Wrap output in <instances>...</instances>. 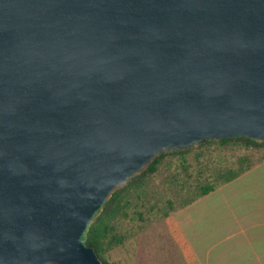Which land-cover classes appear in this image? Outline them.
I'll list each match as a JSON object with an SVG mask.
<instances>
[{"label":"water","instance_id":"1","mask_svg":"<svg viewBox=\"0 0 264 264\" xmlns=\"http://www.w3.org/2000/svg\"><path fill=\"white\" fill-rule=\"evenodd\" d=\"M233 137L264 142V0H0V264H103L113 192Z\"/></svg>","mask_w":264,"mask_h":264},{"label":"rangeland","instance_id":"2","mask_svg":"<svg viewBox=\"0 0 264 264\" xmlns=\"http://www.w3.org/2000/svg\"><path fill=\"white\" fill-rule=\"evenodd\" d=\"M185 158L187 162H183V157L180 155H166L163 158L159 170L151 179L149 186L151 193L148 197L150 203L135 207V210L130 211V217L119 220L117 223V231L123 233L125 237L122 244L109 250L107 259L110 262L114 264H180L181 249L178 244L176 246L170 233V223H168V218L172 219L174 212L171 211L167 217L163 216L164 210H170L166 199L174 198L175 206H179L180 200L185 197V192L181 190L180 185L204 181L206 178L215 176L218 169L223 171L230 167L241 170V176L249 169L259 167L258 175L264 179V147L246 148L234 142L224 144L213 142L194 146ZM185 168L186 171H184ZM174 176L178 181L171 183L170 179ZM211 197L214 198L215 195ZM150 205H154V208H150ZM201 208L204 209L205 206L201 205ZM138 210L141 211V216L137 214ZM200 213L199 206H195L179 214L178 217L181 219L184 218L183 216L195 217L197 220ZM195 224L197 227L201 225L199 220ZM187 233L190 240L196 243L192 233L189 230Z\"/></svg>","mask_w":264,"mask_h":264},{"label":"crops","instance_id":"3","mask_svg":"<svg viewBox=\"0 0 264 264\" xmlns=\"http://www.w3.org/2000/svg\"><path fill=\"white\" fill-rule=\"evenodd\" d=\"M258 170L249 169L168 218L181 249L180 264H264V179ZM195 206L201 211L200 227L195 217H178Z\"/></svg>","mask_w":264,"mask_h":264},{"label":"trees","instance_id":"4","mask_svg":"<svg viewBox=\"0 0 264 264\" xmlns=\"http://www.w3.org/2000/svg\"><path fill=\"white\" fill-rule=\"evenodd\" d=\"M213 142H218L220 144L234 142L246 148L264 147V142L259 143L246 137H233L217 140L208 139L198 146ZM192 148L193 147L173 153L161 154L143 173L134 177L126 186L112 193L101 213L91 224L86 239L87 245L95 250L103 264H114L107 259V254L111 248L119 246L124 241L125 235L117 231V223L119 220L130 217V211L135 210V207L138 208L150 203L148 197L151 193L149 188L151 179L159 170L163 158L166 155H180L183 157V162H187L185 155L189 153ZM186 170L187 169L185 168L184 171ZM241 172V170H236L230 167L223 171L218 169L215 176L206 178L204 181L190 185H180L181 190L185 192V197L180 200L179 206H175L174 198H167L166 204L170 210H164L163 216L167 217L171 211L176 212L177 210L186 207L202 196L214 191L216 188L220 187L221 184H226L237 178L240 176ZM170 180L171 183L178 181L175 176ZM149 207L154 208V205H150ZM137 214L141 216L142 213L138 210Z\"/></svg>","mask_w":264,"mask_h":264}]
</instances>
